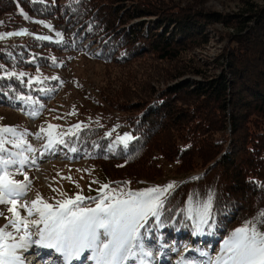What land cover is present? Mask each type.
<instances>
[{
	"label": "trees",
	"instance_id": "16d2710c",
	"mask_svg": "<svg viewBox=\"0 0 264 264\" xmlns=\"http://www.w3.org/2000/svg\"><path fill=\"white\" fill-rule=\"evenodd\" d=\"M20 10L72 29L58 42L36 37L0 45L4 69L26 74L37 67L55 68L62 56L86 48H97V59L116 66L148 57L176 62L186 46L206 43L209 29L222 19L204 8L164 0H0V17ZM252 15L251 26L250 18L243 19L239 32L229 36L222 53L226 64L212 79L181 80L154 96L149 91L131 107L124 106V96L104 92L109 105L126 115L137 138L127 149L117 144L109 150L114 137L98 125L64 138L67 148L78 149L75 155L88 153L115 188H124L125 181L126 188L154 184L164 176V163H177L179 173L190 175L165 202L163 226L153 218L146 225L164 230L172 240L190 239L189 197L196 206L212 195L214 223L226 238L264 211V6ZM188 64H175L174 75L189 69ZM192 71L203 72L196 66ZM22 79L0 80V85H11L0 89V107L24 104L15 99L18 94L44 102V95L58 88L54 80L29 84L28 75Z\"/></svg>",
	"mask_w": 264,
	"mask_h": 264
},
{
	"label": "rangeland",
	"instance_id": "374dc122",
	"mask_svg": "<svg viewBox=\"0 0 264 264\" xmlns=\"http://www.w3.org/2000/svg\"><path fill=\"white\" fill-rule=\"evenodd\" d=\"M164 1L182 7L192 5L195 9L204 8L205 11L218 13L222 19L212 25L214 30L209 29L210 36L206 43L202 46H186L182 56L176 62L165 63L148 57L126 66H116L97 59L96 54L99 51L97 48H86L80 52L68 53L66 56H62L55 68L37 67L27 73L32 82H36V79L39 78L42 83H46L52 81L51 77L53 76L59 77L58 80H54L57 81L58 88L45 94L44 102L36 104V108L32 105L34 108L29 107V109L25 103L20 105L19 101L13 106L0 107V125L12 126L19 131L26 132V140L36 149L34 153H25L30 161L25 166V171L32 181L30 194L35 196L36 192H39L49 203L55 204L53 197L61 198L59 192H66L69 197H72L82 190V194L87 197L96 196L97 190L102 184H109L115 188L110 184L101 167L90 159L88 153L75 155L65 145H57L51 150L46 149L43 146L47 142L46 139H37L36 134L42 128L48 129L49 125L59 126L55 129L57 132H75L74 126L77 124L81 125V128L89 125L102 126L107 133H111L114 137L113 141L118 135L130 133L126 124V115L109 105L108 100L104 98V92L110 96H124V98L122 97L126 100L124 106L131 107L139 104L150 92H152V96L157 95L167 86L174 85L181 80L203 81L212 79L221 72V67L226 64V55L223 56L222 53L228 46L229 36L239 32L237 25L243 19L250 18L247 23L251 26L254 22L253 12L264 6V0ZM25 16L30 17V19L25 18ZM227 17H230L231 20H228ZM25 29L31 35L8 37L0 40V45H6L9 42L22 43L41 36L51 37L49 40L58 42L63 40L66 32L72 30L64 23L58 24L53 20L42 19L22 10L18 14L8 13L0 17V33L18 32ZM185 62H188L191 67L179 75H174L173 66ZM195 66L203 72L195 73L192 71ZM168 73L173 76L166 77ZM167 78L169 79L167 80ZM227 106L226 113L229 114V105ZM32 111H37L38 114L36 116L29 115L28 113ZM41 135L44 134L41 133ZM6 147L11 149L10 145H6ZM11 150L20 151L19 149ZM32 159H35V164L31 163ZM177 166V163H164V176L154 184L145 188L129 187L126 190L139 191L154 186L177 185L190 176L179 173ZM69 176L71 181L62 179V177ZM23 178V175L15 176L17 180H23ZM92 181H98V183H92ZM53 189L58 191H53ZM195 207L193 205V208ZM20 211L22 215L26 214L23 209ZM5 215L10 216L11 213L5 211ZM191 220L194 223V219ZM6 223L7 221L0 217V226H4ZM151 226H146V228ZM141 231L144 232V229ZM220 231L215 226L210 233L209 229L205 227L204 234L192 246V241L196 238V235L193 234V228L188 245L183 248L184 238L173 237L174 240H172L168 238L164 230L151 229L145 237V243L152 250L153 256L147 260L149 264H152L153 257H155L153 264L160 261L161 258L157 257L161 250H164L165 256L170 253L171 259L183 256L184 252L192 248L198 253L197 247L199 246L200 253L206 252L214 257L220 252L223 240L226 239ZM49 255L51 254L49 253Z\"/></svg>",
	"mask_w": 264,
	"mask_h": 264
},
{
	"label": "snow or ice",
	"instance_id": "6c2138e0",
	"mask_svg": "<svg viewBox=\"0 0 264 264\" xmlns=\"http://www.w3.org/2000/svg\"><path fill=\"white\" fill-rule=\"evenodd\" d=\"M39 2L43 3V0ZM25 18L30 19L27 16ZM20 35L31 33L26 29L0 33V40ZM38 39L49 40L51 37L41 36ZM0 73V80L15 77L21 83L27 75L24 72L5 70L3 64H0ZM51 79L58 80L59 77L53 76ZM36 82L42 83L39 78ZM4 87L10 88L11 85H0V89ZM15 99L29 105L39 104L31 96L18 94ZM28 114L36 116L38 112ZM58 127L49 125L48 129L42 128L36 134L37 139H46L43 145L46 149H54L57 145L67 146L64 136L77 135L81 129V125L77 124L74 126L75 132L64 133L55 131ZM26 135V132L15 127L0 125V206H3L0 208V217L7 221L4 226H0V264H29L23 253L34 247L58 254V259L51 264H73V261L81 258L92 264H149L147 258L152 257L153 252L145 243V237L151 231L146 225L150 218H155L163 226L160 217L176 185L133 191L126 190L129 182L125 181L124 188L102 184L96 196L86 197L82 190L72 197L66 192H59L61 198L53 197L55 204L49 203L39 192H36L34 198H28L32 181L25 171V166L30 162L25 153H34L36 149L28 143ZM134 139L137 138L130 133L118 135L113 144L109 145V150L114 144L123 145L127 149ZM6 145L20 151H13ZM69 151L77 152L78 149L71 147ZM31 163L35 164V159ZM16 175H23V180L15 179ZM62 179L71 181L70 176ZM87 201H91L94 206H90ZM195 204L193 208V198L189 197V205L185 210L187 218L194 219L193 234L203 235L205 227L211 233L215 228L211 210L212 195L202 203L197 200ZM21 209L26 214L22 215ZM5 211L11 215L6 216ZM36 255L40 253L37 251ZM201 255L208 256L207 264H264V211L234 229L223 240L220 252L214 257L206 252H201Z\"/></svg>",
	"mask_w": 264,
	"mask_h": 264
},
{
	"label": "bare ground",
	"instance_id": "6f19581e",
	"mask_svg": "<svg viewBox=\"0 0 264 264\" xmlns=\"http://www.w3.org/2000/svg\"><path fill=\"white\" fill-rule=\"evenodd\" d=\"M28 198H34V196L29 193ZM182 246H183V244H182ZM34 250L35 251L38 250L41 253H45L47 260H49L51 262L58 259V254L51 252V250L36 249L35 247H34ZM46 251L47 252L49 251V253L51 255H49V253H46ZM192 252L193 253L195 252V255H192L191 254ZM30 254H32V253H30ZM197 254H198V256H197ZM86 255H87V253H85V256ZM163 255H164V257H163ZM208 255L211 256L210 254H208ZM52 256H53V258H52ZM170 257H171L170 253H168V256H165L164 250H161V252H159V255L157 257V258H159V259L161 258V259H160V261L155 262L154 264H181V261H183V264H196V262L198 261V259H197L198 257L202 258V259L206 258V256L201 255L200 250H198V253H197V251H195L193 248L191 250H187L186 252H184L183 256L181 255L179 258H172L171 259ZM148 258H152V257H148ZM154 259H155V257H153V259H152V264L154 262ZM51 262L49 264H51ZM133 263H135V262H129V264H133ZM73 264H92V262L81 258V260L73 261Z\"/></svg>",
	"mask_w": 264,
	"mask_h": 264
}]
</instances>
